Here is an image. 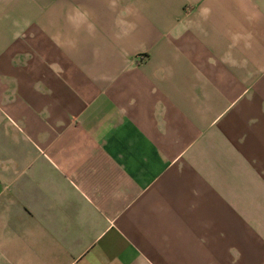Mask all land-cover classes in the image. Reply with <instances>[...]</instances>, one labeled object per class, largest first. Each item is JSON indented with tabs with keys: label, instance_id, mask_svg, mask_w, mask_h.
<instances>
[{
	"label": "crops",
	"instance_id": "crops-1",
	"mask_svg": "<svg viewBox=\"0 0 264 264\" xmlns=\"http://www.w3.org/2000/svg\"><path fill=\"white\" fill-rule=\"evenodd\" d=\"M0 264H264V0H0Z\"/></svg>",
	"mask_w": 264,
	"mask_h": 264
}]
</instances>
